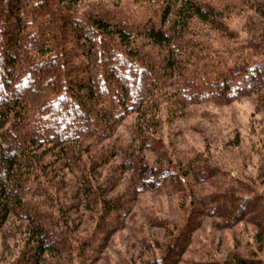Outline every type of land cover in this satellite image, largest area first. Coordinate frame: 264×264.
<instances>
[{
	"label": "trees",
	"instance_id": "obj_1",
	"mask_svg": "<svg viewBox=\"0 0 264 264\" xmlns=\"http://www.w3.org/2000/svg\"><path fill=\"white\" fill-rule=\"evenodd\" d=\"M172 1L175 7L164 5L158 20L129 26L124 17L116 16L106 6L101 11L88 8L78 14L72 8L74 0H0V226L9 215L27 221L20 232L22 244L15 259L7 264L90 261L118 228L133 190L157 189L182 179L178 168L148 162L138 152H126L130 150L125 148L120 150L123 158L119 167L131 173L132 182L127 183V190L112 195L115 182L108 180L104 185L91 170L105 162V156L93 165L87 147L82 148L91 139L100 142L109 136L113 126L110 120L138 111L149 101L160 73L176 74L180 66L185 67L192 55L185 39L188 28H221L226 25L225 15L240 6L230 0ZM241 6L237 9L253 10V17H258L263 26L261 32L254 35L255 40H246L235 56H216L208 67L200 69L195 64L192 75L178 88L184 99H232L248 94L255 96L264 109V4L245 0ZM107 12L111 17L103 15ZM138 36L148 40V52L167 47L168 55L156 58L149 54L146 65L143 58L147 53L143 50L137 54L140 45L134 38ZM246 56L249 58L244 60ZM79 57L84 63L77 62ZM143 126L139 123V130L146 134ZM60 145L63 151L54 147ZM82 152L88 159L83 163L78 161ZM72 158L80 165L76 199L91 210L94 204H100L93 227L80 237L69 234L67 212L62 217L58 211L60 218H55L39 206L54 195L51 176L61 164L57 162L64 159L67 163ZM195 168L200 178L208 175L204 164ZM215 194L218 197L214 192L201 197L200 206H207L211 197L210 202L215 203L205 208L222 218L221 226L245 219L264 232V193L239 196L228 188ZM35 195L42 196L41 201ZM193 219L198 224L199 220ZM194 226L183 224L177 236L179 251L172 255L168 250L170 256L147 258L143 264H175ZM171 246L177 247L173 243ZM241 258L237 255L238 264H242Z\"/></svg>",
	"mask_w": 264,
	"mask_h": 264
},
{
	"label": "rangeland",
	"instance_id": "obj_2",
	"mask_svg": "<svg viewBox=\"0 0 264 264\" xmlns=\"http://www.w3.org/2000/svg\"><path fill=\"white\" fill-rule=\"evenodd\" d=\"M241 1L245 3V0L229 1L240 6L225 15L226 25L221 28L200 30L189 26L185 39L189 40L188 49L192 50V55L185 67L180 66V72L176 74L160 73L149 101L144 102L138 111L110 120L113 125L110 134L100 142L91 139L82 144V148L87 147L86 151L92 155L89 162L93 165L97 158L105 156L106 161L91 170L104 185L108 180L115 182L111 186L112 195L127 190V183L132 182L131 173L119 167L123 158L120 150L125 148L130 150L126 152H138L148 162L178 168L182 178L157 189L133 190V198L124 206L126 214L120 218L118 228L95 257L83 264H143L147 258L169 254L168 250L172 254L181 245L177 236L186 222L195 226L186 246L176 256L175 264H238V254L244 258L242 264H264L263 231L245 219L221 226L222 218L218 214H209L205 208L209 209L215 201L211 203L210 197L207 206H200L199 200L211 192L218 197L217 191L223 193L228 188L239 196L264 193V109L253 95L187 100L178 89L183 79L192 75L190 70L195 64L198 69L208 67L216 56H235L238 49L244 48L241 45L246 40L257 38L254 35H258L263 26L259 25L258 17L257 21L253 17V10L237 9L242 7ZM255 1L264 4V0ZM164 5L175 7L172 0H74L72 8L82 14L88 8L101 11L106 6L116 12V16L124 17L130 26L158 20ZM103 15L111 17L109 12ZM167 22L165 20L164 24ZM134 39V43L140 45L137 54L144 50L148 55L143 58L146 65L149 54L156 58L168 55L167 47H156L148 52V40L139 36ZM196 54L200 57L195 58ZM248 58L246 56L244 60ZM76 60L84 63L80 57ZM139 123L145 125V133L151 136L144 134L143 129L139 130ZM54 147L63 151L62 145ZM136 148L139 151H135ZM50 155L48 153V157ZM85 156L86 152H82L78 161L88 160ZM57 163L61 164L51 176L55 184L51 194L54 195L46 200L43 198L45 204L39 206L50 211L55 218H60L58 211L62 217L63 212H67L69 234L80 237L93 227L100 204L97 202L91 210L76 199L80 165L73 163V158L67 163L64 159ZM200 163L209 169L208 175L203 174L202 178L196 174L198 170L195 168ZM105 195L109 196L108 193ZM35 197L39 201L42 199V196ZM193 218L199 220L198 224ZM26 223L22 218L9 215L0 226V264L15 259L18 245L22 244L20 232ZM171 243L177 247H169Z\"/></svg>",
	"mask_w": 264,
	"mask_h": 264
},
{
	"label": "bare ground",
	"instance_id": "obj_3",
	"mask_svg": "<svg viewBox=\"0 0 264 264\" xmlns=\"http://www.w3.org/2000/svg\"><path fill=\"white\" fill-rule=\"evenodd\" d=\"M12 226V225H11ZM110 231V230H109ZM107 232H108V230H107ZM179 248H181V247H179ZM176 251V250H175ZM178 251H179V249H178ZM178 253V252H177ZM173 255V254H172ZM239 255V254H238ZM170 256V255H169ZM163 258V257H162ZM161 258V259H162ZM168 258H171L172 259V257H168ZM242 259V258H241ZM170 260V259H169ZM259 261V260H258ZM174 262H175V260H174ZM213 262V261H212ZM144 263V262H143ZM161 263H162V261H161ZM219 263V262H218ZM217 263V264H218ZM148 264H150V263H148ZM153 264H154V262H153ZM156 264V263H155ZM158 264V263H157ZM165 264V263H164ZM167 264V263H166ZM173 264V263H172Z\"/></svg>",
	"mask_w": 264,
	"mask_h": 264
}]
</instances>
